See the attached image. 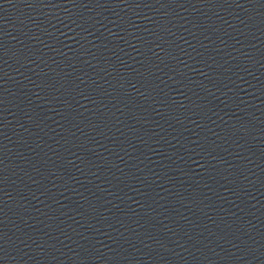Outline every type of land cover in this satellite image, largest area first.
<instances>
[{
    "label": "water",
    "instance_id": "1",
    "mask_svg": "<svg viewBox=\"0 0 264 264\" xmlns=\"http://www.w3.org/2000/svg\"><path fill=\"white\" fill-rule=\"evenodd\" d=\"M0 264H264V0H0Z\"/></svg>",
    "mask_w": 264,
    "mask_h": 264
}]
</instances>
